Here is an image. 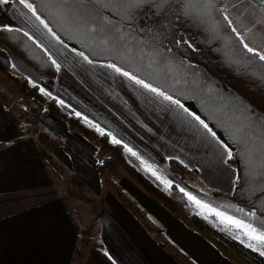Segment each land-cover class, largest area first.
<instances>
[{
  "label": "crops",
  "instance_id": "crops-1",
  "mask_svg": "<svg viewBox=\"0 0 264 264\" xmlns=\"http://www.w3.org/2000/svg\"><path fill=\"white\" fill-rule=\"evenodd\" d=\"M261 6L254 1V7ZM21 13L31 16L18 0L0 5V29L8 25L28 32L60 68L55 76H44L24 62L30 70H11L14 74H24L92 124L103 117L150 136V128L137 125L142 122L129 81L108 68H84L88 63L82 57L56 42L42 25L37 30ZM18 58L14 54L12 63ZM2 83L0 79V264H236L132 180L115 183L136 208L118 193L103 194L106 180L98 172L96 147L69 131L60 117L45 113L37 100L23 97L16 84ZM125 92L131 101L120 103ZM151 142L157 144L154 137ZM176 150L164 149L153 158L163 164L169 155L185 164ZM57 165L72 175L70 184L79 182L94 195L77 198L62 192ZM102 199L106 208L92 206ZM254 222L264 229V216L256 214Z\"/></svg>",
  "mask_w": 264,
  "mask_h": 264
},
{
  "label": "trees",
  "instance_id": "trees-1",
  "mask_svg": "<svg viewBox=\"0 0 264 264\" xmlns=\"http://www.w3.org/2000/svg\"><path fill=\"white\" fill-rule=\"evenodd\" d=\"M254 1L259 3L258 0ZM30 2L36 5L37 12L48 21L49 26L65 44L85 52L90 59L105 63L111 60L114 63H119L126 70L136 68H139L140 72L147 70L141 66L142 62L139 58L133 59L135 54L129 55L122 52L118 56L112 52L101 51L95 44H92L91 48L88 47L87 45L91 41L84 40L74 31H69L54 16L49 15L50 11H54V9L48 0H30ZM222 3L223 0H220L217 7H222ZM172 19V27L167 30L165 36L151 38L149 47L159 48L161 44L170 47L172 52L168 56L175 58L176 67L179 68L180 75L177 78L196 73L203 89V91L197 89L198 96L194 97L188 88L177 85L174 94L184 99L186 104L198 111L202 117L212 115V119L208 121L210 125H216L218 120L230 117L240 103L250 104L258 115L264 114V83L257 76L252 75L253 73H264V62L243 52L221 14L213 12V19L218 23L221 36L228 37V40L210 39V34L204 28L197 27L190 20L184 18L177 20L175 15ZM151 23V20L140 21L141 26L151 25ZM24 32V30L9 32L4 28L0 29V42L2 44L0 46V71L4 72L16 84L23 97L37 100L43 105L45 113L57 115L65 121L69 131L79 133L96 147L97 168L101 178L109 179L108 169L116 162L121 163L127 174L145 193L158 200L236 264H264V255H261L254 248H249L247 246L248 241L238 230L217 221L210 222L198 214L181 211L180 207L190 203L185 192H181V188L177 184H171V187L167 188L158 185L129 158L124 143H112V137L107 135L109 132L104 131L105 134L102 135L97 131L96 126L88 123L82 115H77L64 104L59 103L60 100L56 97L41 92V87L38 84L30 82L26 77L14 74L11 71V52L41 75L55 76L58 73L50 54L33 38L29 39L28 36H25ZM182 38L189 40L194 45L195 50L184 44L178 47L174 43V41ZM98 39H103V37H98ZM181 60L191 63L194 67L185 68L180 65ZM237 60L239 63L232 62ZM169 83H172V80H169ZM209 89L214 94L212 96L214 103L211 108L202 103V101L209 99ZM216 130L223 133L225 138L235 145V141L228 137L222 126H218ZM258 136L259 132L257 131L256 135L251 138L255 171L260 170V162L264 160V139H258ZM235 146L239 147L238 145ZM228 163L236 166L237 175L241 177L239 181H235L231 193L233 201L240 207L264 216V199H262L264 191H261L259 187L261 178L257 176L251 184L249 183V167L241 156L235 155ZM169 164L173 170L184 174L185 166L179 159L170 158ZM237 236L240 238L237 239Z\"/></svg>",
  "mask_w": 264,
  "mask_h": 264
},
{
  "label": "snow or ice",
  "instance_id": "snow-or-ice-1",
  "mask_svg": "<svg viewBox=\"0 0 264 264\" xmlns=\"http://www.w3.org/2000/svg\"><path fill=\"white\" fill-rule=\"evenodd\" d=\"M48 2L54 9V11H50L49 15L54 16L69 31H74L76 35L83 37L84 40L91 41L87 45L88 47L91 48L92 44H95L101 51L112 52L118 56L122 52L129 55L135 54L133 59L139 58L142 62L141 66L145 67L146 71L140 72L139 68L126 70L125 67L111 60L106 63L99 62V64L100 67L111 69L112 72L125 78L137 89L151 94L153 98L159 101L162 110L173 113L179 126L204 141L206 146L212 149L224 164H228L235 155L243 157L249 167V183L251 184L259 176L261 178L259 187L261 191H264V160L260 162V170L255 171L251 147V138L256 135L257 131L259 132L257 138L264 139V114L258 115L250 104L240 103L230 117L218 120L216 125H210L208 121L212 119V115L202 117L198 111L187 105L184 99L174 94L175 87L180 85L182 88H188L190 94L194 97L198 96L197 89L201 91L203 89L196 73L177 78L180 74L179 68L175 64V58L168 56L172 49L163 44L159 48L149 47L151 38L164 37L167 30L172 27L173 15L177 20L184 18L190 20L197 27L204 28L210 34V39L228 40V37L221 36L218 23L213 19V12H218L226 21L227 27L231 29V33L235 35L243 52L251 54L252 58L264 62V47L254 46L246 39L247 34H252L251 39L253 41H264V30L254 32L257 25H264V17L257 19L251 27H245L242 32L235 26L230 14L232 10H235L236 21L242 22L250 10L254 8V0H247L246 7H242L245 5L246 0H223L222 7H217L220 0H48ZM258 2L260 5H264V0H258ZM9 3L10 0H0V5ZM18 3L31 13V16H28L27 13H21V15L31 22L37 30L42 25L56 42L64 45L65 48L68 47L52 30L48 21L37 12L35 4L31 3L30 0H18ZM260 11L264 12V7ZM32 17L35 20H32ZM141 20H151L152 23L151 25L141 26ZM3 28L9 32L22 31V29H13L8 25H3ZM24 35L32 39L28 32H24ZM101 36L103 39H98ZM174 43L178 47L184 44L194 49V45L186 38L176 40ZM70 50L77 56L82 57L88 64L98 63V61L90 59L89 55H86L83 51H78L75 47ZM93 55H95V52H93ZM232 62L239 63L238 60ZM52 63L59 70L60 65L56 64L55 60ZM179 63L185 68L194 67L187 61L181 60ZM252 75L257 76L264 83V73H253ZM169 80H172V83H169ZM40 91L45 92V89L40 88ZM208 93L209 99L202 101V103L211 108L214 103L212 99L214 94L210 89ZM46 94L50 95V93ZM59 103L63 104V101L61 100ZM221 111L223 110L221 109ZM77 115L80 114L77 113ZM85 119L87 118L85 117ZM218 126H222L228 137H231V140L235 141V145L239 147L230 143L223 133L218 132L216 130ZM96 128L102 135L105 134L99 126H96ZM107 135L112 137V143H122L110 132ZM124 148L133 156L138 155L127 144H124ZM141 163L146 165V170L151 172L153 176L161 180L167 187H171V181L163 180L153 167L147 165V162L143 159H141ZM234 175L237 181L241 179L239 175L235 173ZM180 191L184 192L185 190L181 188ZM186 195L197 206L208 209L215 216L220 217L222 223L240 229L241 234L249 241L247 246L264 255V251H261L264 248V229L218 209L211 208L210 205L203 203L191 193H186ZM239 211L243 210L240 209ZM246 215L255 217L256 213L249 212ZM239 238L237 236V239Z\"/></svg>",
  "mask_w": 264,
  "mask_h": 264
},
{
  "label": "rangeland",
  "instance_id": "rangeland-1",
  "mask_svg": "<svg viewBox=\"0 0 264 264\" xmlns=\"http://www.w3.org/2000/svg\"><path fill=\"white\" fill-rule=\"evenodd\" d=\"M246 6L247 0L245 2V5H243L242 7ZM262 7H264V5L251 9L242 22L236 21V17L234 14L235 10H232V13L230 14L232 15L235 26L242 32L245 27H251L257 19L264 17V12L260 11ZM260 30H264V25H257L256 29H254V32ZM251 36L252 34H247L246 38L250 43H253V45L257 47H259V45L260 47H264V41H253L251 39ZM256 43L259 45H256ZM0 46H2L1 42ZM67 48H69L70 50L73 47L68 45ZM13 55L14 53L11 52V61ZM13 65H15V67H13ZM22 68L24 69L23 71L26 72L27 70H30L28 69L30 67L21 59H19V61L13 60L11 66L12 71H15V73H20L19 71L22 70ZM84 68L104 67H100L98 61V63L96 64L85 63ZM1 72L0 79L3 82L2 84L9 85L10 82L15 84L11 79L7 77V75L6 77H3V74H1ZM22 76L24 77L25 75L22 74ZM129 93L133 96H136V102L134 103V105L140 113L141 122L145 124V126L142 123H137V125L143 129L150 128L151 132L147 129V133L150 136H142V130H139L133 125L129 126V128L128 126L124 128L122 126L114 124L110 119H104L103 117H101V120H97L99 124L98 125L92 124L94 122L90 123V121H88L84 117L83 118L88 123L95 126H99L104 131L110 132L112 136H115L117 139L121 140L122 143L127 144L129 148L135 151L138 154L137 156H133L130 152L126 150L129 158L161 187L167 188V186L162 183L161 180H158L155 176L151 174V172L146 170V165L141 163V159L146 161L147 165H151L163 180H169L172 182L171 184L176 183L180 188H183L185 190V194L191 193L203 203L210 205L211 208L218 209L221 212L227 213L231 216H235L238 219H242L245 222L252 223L254 226H256L254 222V217L248 216L246 215V213H244H249L251 211L247 210L246 208L240 207L231 198V188L235 185L236 181L234 173L237 175L236 166L234 164L229 163L224 164L218 158V155L212 149L206 146L204 141H202L198 136H193L187 129L181 128L176 119L174 118V114L162 110V106L159 104V101L153 98L151 94L144 93L143 90L137 89L136 86H134L133 88V85L131 83L129 86ZM130 94H127V92H125V97L119 99L120 103H127V101H131ZM108 96L110 99L114 98V94L112 97L110 95ZM111 107L116 109L117 106L111 104ZM109 126L112 129L109 128ZM152 137L156 139L157 144H153L151 142ZM173 144L174 147L177 148V150L175 151L177 155H180L182 159L185 160L184 174L179 173L170 167L169 159L173 157L165 155V158H163V164L156 162L153 158L154 155H158L164 149L168 151L167 153L174 152V147L172 148ZM139 149H142L144 153ZM57 166L58 167L56 168V175L57 178L60 180L61 189L63 188L62 192L65 191L69 194L73 193L77 195V198L79 196L89 197V195H94L93 192H90L88 189L85 188L84 185L79 184V182H76L73 185L70 184V181L72 180V175H69L67 169L64 168L62 165ZM107 175H109L110 178L106 179L105 183L102 185L103 194H105L107 190L108 192L110 191L118 193L119 197L123 199L126 203H128L129 205H134L135 202L128 196L126 197L125 192L122 191L118 183H115V181L120 178L123 181H127L128 179L132 180V178L127 174V171L125 170L123 165L119 162H116L108 169ZM111 179L114 181H112ZM107 181H109L110 183H106ZM132 181L136 183L134 180ZM87 203L88 202H86V204ZM92 206H94V208L96 209L101 210L105 207V201L102 199V201L96 202V205L95 201H93ZM134 206L136 208V205ZM240 209H242L243 211H239ZM138 210L140 211V213L143 212L141 208H138ZM180 210L188 213L198 214L210 222L217 221L222 223L220 217L215 216V214L211 213L208 209H204L197 206L193 201H190L188 205L180 207ZM140 216L145 217L143 213L140 214ZM222 224L227 227L236 229L241 233V230L237 229L235 226L229 225L227 223ZM245 239L248 241L246 237Z\"/></svg>",
  "mask_w": 264,
  "mask_h": 264
}]
</instances>
